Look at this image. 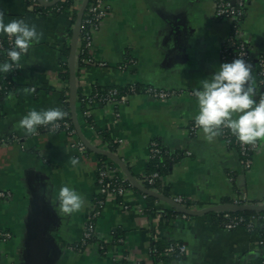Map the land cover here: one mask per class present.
Listing matches in <instances>:
<instances>
[{
    "label": "crops",
    "instance_id": "0c3cea01",
    "mask_svg": "<svg viewBox=\"0 0 264 264\" xmlns=\"http://www.w3.org/2000/svg\"><path fill=\"white\" fill-rule=\"evenodd\" d=\"M83 4L76 0L73 9L41 15L26 0H0L5 22L23 19L42 33L22 56L13 88L0 101V191L9 194L0 199V233L11 235L0 244V264H166L152 255L157 242L187 247L188 254L171 264H261L259 234L226 230L214 212L170 216L168 203L137 189L106 202L90 248L71 249L82 240L99 197L101 154H81L76 147L80 137L120 157L141 185L151 161L150 145L158 141L179 160L155 192L184 197L195 211L232 204L240 193L252 201L264 199V141H259L261 148L246 170L238 151L219 133L208 139L201 128L191 130L199 110L195 89L229 62L222 52L233 22L217 19L216 0H107L109 15L93 35L96 64L79 65L76 59L77 99L93 95L97 88L133 84L175 90L177 97L158 101L134 95L120 105H94L89 117L82 103H76L81 136H34L19 128L18 121L29 111L63 109L64 97L70 98V68L68 80L65 66L72 57V35ZM241 36L251 45L255 63L264 58V0L249 1ZM128 61L133 63L123 68ZM251 68L254 74L257 64ZM107 163L118 166L119 176L129 182L122 167L110 158ZM64 185L75 188L85 201L71 216L57 211Z\"/></svg>",
    "mask_w": 264,
    "mask_h": 264
},
{
    "label": "built area",
    "instance_id": "2783aa9c",
    "mask_svg": "<svg viewBox=\"0 0 264 264\" xmlns=\"http://www.w3.org/2000/svg\"><path fill=\"white\" fill-rule=\"evenodd\" d=\"M47 3L53 2L54 0H44ZM250 0H216V17L218 20H231L233 22L232 34L227 40V45L222 52V58L225 61L232 62L234 59L243 58L250 66L257 64V71L253 74L255 84L254 93L257 99L261 98L259 95L260 89L264 86V58H259L256 63L253 60V49L248 42H246L241 36V25L246 15L247 6ZM28 7L36 12L37 0H27ZM30 3V4H29ZM39 4V3H38ZM43 6V5H42ZM56 6V5H55ZM54 7V6H52ZM41 15H51L59 13L58 8H53L46 13L37 11ZM109 15V5L107 0H90L89 5L85 11L82 19L77 50H78V61L80 60L84 65L96 64L91 56V49L93 47V35L98 31L100 24ZM14 47V40L9 36L0 37V52L7 51ZM132 61H128L123 68L128 67L132 64ZM99 66H104V63H98ZM21 69H13L11 80L17 76ZM8 79V77L4 78ZM137 84L129 85L127 87V95H121L119 89L112 88L106 93H96L89 97H86L85 101L87 107L91 108L94 105L104 103H114L120 105L125 103L129 97L134 95H145L158 101H164L171 98L177 97L180 93L175 90L162 89L155 86H144L141 89L137 88ZM11 89L8 86L0 85V92L8 94ZM70 101V98H69ZM85 116L89 117V111H85ZM196 124L191 126L192 132L199 130ZM63 132L69 136H77V131L73 127L72 123L68 119H63L56 122V126H41L37 133L32 134L34 136L41 133H58ZM221 137L226 141L229 147L235 148L240 157L241 163L246 170H250L253 162V155L260 150L261 143L258 141L255 144H244L240 142L235 135L232 134L230 129L222 127L218 132ZM81 154H86L88 148L82 141H78L76 144ZM150 159L161 158L163 153L161 146L156 142H152L150 145ZM163 177L159 172H155L143 177V183L149 186H154L157 181H160ZM98 186H99V197L94 205V209L85 225L82 240L75 244L71 249L76 252H84L90 248L97 240L96 235V223L100 218L103 209L105 208L106 202L110 199H122L131 189H134L129 182H125L123 177L119 176V167L110 166L107 162L100 163V169L98 174ZM9 196L8 193L0 191V199H5ZM147 194H145V197ZM177 204L195 210L193 207H189L190 202L181 196L172 198ZM235 205H264V199L261 201H252L246 193H240L238 197L233 201ZM129 206H125L128 209ZM184 217L186 215L182 214ZM220 226L226 230H237L244 228L249 233H255L257 225L262 222L264 226V217L260 214L254 213L249 218H244L239 215L232 216L229 213H225L222 218H218ZM11 238L9 233H0V244L7 242ZM260 245H264V237H260ZM101 250L105 249V246L100 245ZM186 256L188 249L185 245L180 243H172L165 250V256L171 257L173 255ZM264 264V262H263Z\"/></svg>",
    "mask_w": 264,
    "mask_h": 264
},
{
    "label": "clouds",
    "instance_id": "9594fccd",
    "mask_svg": "<svg viewBox=\"0 0 264 264\" xmlns=\"http://www.w3.org/2000/svg\"><path fill=\"white\" fill-rule=\"evenodd\" d=\"M0 34L14 40V47L7 50L6 59L0 62V73L20 68L22 56L42 36L35 25L23 19L5 22L3 13H0ZM254 84L252 68L243 58L222 63L210 77L201 80V86L194 92L199 109L194 120L208 139L227 127L244 144L264 141V97L256 98ZM66 116L67 112L60 107L33 109L18 121V126L26 134H35L41 126L55 127ZM71 163L76 165L78 160L73 158ZM84 202L81 193L64 185L58 192L57 211L71 216L83 208Z\"/></svg>",
    "mask_w": 264,
    "mask_h": 264
},
{
    "label": "trees",
    "instance_id": "16d2710c",
    "mask_svg": "<svg viewBox=\"0 0 264 264\" xmlns=\"http://www.w3.org/2000/svg\"><path fill=\"white\" fill-rule=\"evenodd\" d=\"M27 4H28V2H27ZM75 5H76V0H61L54 7L42 6V5L37 3L36 4V12L40 11V12L46 13L50 9L58 8L59 9V13H61V12L65 11V10L73 9L75 7ZM6 52L7 51L0 52V62H3L6 59ZM78 64L79 65H81V64L84 65L80 60H79ZM65 68L67 69V72L65 74V78L69 80V72H68L69 66L66 65ZM6 77H8V79H4ZM11 77H12V72H10V73H2L0 75V85L8 86L10 89H12L14 83L11 80ZM143 87H144L143 85H138L137 86L138 89H141ZM112 88L119 89V91H120L119 96L129 94L127 88H124V87L123 88H120V87L119 88L118 87L97 88V89H95L93 94L106 93L108 90H110ZM5 95L6 94H4L3 92H0V101H1L2 97H5ZM259 95H260V97H264V86L260 89ZM84 99H86V98L81 97V95H78L77 103H82V106L85 109V111H90L91 109L89 107H87L85 101H83ZM63 101H64L63 110L67 112V116L64 119L70 120L72 125H73V127H74L73 117H72V113H71V105H70V101H69V96L64 97ZM99 105H104V103H100ZM193 124H195V122ZM156 142L161 146V144L158 141H156ZM161 148L163 150V153L160 156L161 158L151 159V161L149 163V169H148V172H147L146 175H149V174H152V173H155V172H159L160 175L163 177V176H165L166 173H168V171L172 167V165L174 163H176L177 160H179V155L174 154V153L173 154L170 153L169 151H167L162 146H161ZM98 158H99V160L102 163L108 162V158L105 157V156L99 155ZM112 165L115 166L114 164H112ZM160 184H161L160 181H157V183L154 186H149L146 183H142L144 188L149 189V190H153V191H159ZM98 199H101V197H97L96 201ZM96 201H95V203H96ZM188 206L192 207L191 204H189ZM168 214L170 216L171 215L175 216V215H177L179 213L175 209H171L170 213H168ZM229 214H231L232 216L239 215V216H242L244 218H249V217L254 215V213H251V212L229 213ZM224 215H225V213H222V212L214 213V217H218V218H222ZM260 216L264 217V211L262 213H260ZM255 233L259 234L260 237L261 236L264 237V226H263L262 222H260L257 225V227L255 229ZM170 244H172V243H170ZM170 244L167 245L164 242L155 243L154 247L152 249L153 257L156 260L164 261L166 264H171V263H173V261H178V260H181L183 257H185V256H182V255H177V254L173 255L171 257L165 256V250ZM262 247L264 248V245ZM263 262H264V256L261 258V264H263Z\"/></svg>",
    "mask_w": 264,
    "mask_h": 264
},
{
    "label": "water",
    "instance_id": "95a60500",
    "mask_svg": "<svg viewBox=\"0 0 264 264\" xmlns=\"http://www.w3.org/2000/svg\"><path fill=\"white\" fill-rule=\"evenodd\" d=\"M61 0H54L53 2L47 3L44 0H37V2L40 5L43 6H48V7H52L57 5ZM89 1L90 0H84V4L81 7V10L79 12L78 15V19H77V23L75 26V30L73 32L72 35V42H73V53H72V57L70 59L69 62V68H70V75H71V96H70V105H71V110H72V115H73V123H74V127L77 131V135L81 136L80 134V129L77 123V115H76V111H75V107H76V103H77V89H76V85H75V78H76V59H77V43H78V36H79V31H80V27H81V23H82V19L84 17L85 11L89 5ZM81 141L84 142V144L86 145V147L88 148V150L101 154L105 157H108L110 159H112V161H114V163H116L117 165H119L120 167L123 168L125 175L127 176L130 184L132 185V187L134 189H137L139 191H142L143 193L149 195L150 197H154L155 199H159L162 200L166 203H168L173 209H175L179 214H184V215H191V216H195L198 214H207V213H245V212H251V213H262L264 211V205H235V204H226V205H219L216 207H213L211 209H206L203 211H195L192 209H188L185 208L179 204H177L173 199L168 198L164 195H161L159 193H156L153 190H149L143 187V185H141L139 183V181L133 177L127 166L125 165V163H123L121 161V158L109 153V152H105V151H101L97 148H95L94 146H92L86 139L80 137Z\"/></svg>",
    "mask_w": 264,
    "mask_h": 264
}]
</instances>
